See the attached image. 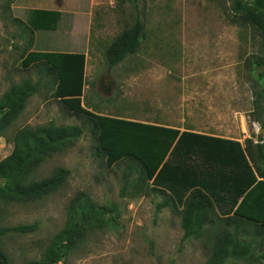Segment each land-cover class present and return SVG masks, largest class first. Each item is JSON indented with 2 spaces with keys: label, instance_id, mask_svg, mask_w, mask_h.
<instances>
[{
  "label": "rangeland",
  "instance_id": "1",
  "mask_svg": "<svg viewBox=\"0 0 264 264\" xmlns=\"http://www.w3.org/2000/svg\"><path fill=\"white\" fill-rule=\"evenodd\" d=\"M63 12L55 30L33 31L28 6ZM229 0H0V98L12 84L42 77V66L23 68L30 50L87 52L83 103L90 110L240 139L262 136L256 108L258 82L247 59L261 52L257 31L231 21ZM140 15L147 36L136 53L110 67L106 50ZM52 84L29 98L25 110L0 137V159L10 154L13 133L24 125H82L52 96ZM1 115V112H0ZM88 129L77 143L46 160L38 178L56 166L70 169L57 192L30 203L0 200V226L37 222L29 233L1 237L10 264L40 259L67 220L74 196L88 193L114 203L118 216L58 264H206L211 244L186 238L181 215L157 211L154 193L122 197L124 163L108 168L95 154ZM244 264V263H241Z\"/></svg>",
  "mask_w": 264,
  "mask_h": 264
},
{
  "label": "trees",
  "instance_id": "2",
  "mask_svg": "<svg viewBox=\"0 0 264 264\" xmlns=\"http://www.w3.org/2000/svg\"><path fill=\"white\" fill-rule=\"evenodd\" d=\"M231 21L253 28L261 37V52L251 55L247 69L258 82L256 108L264 127V0H229ZM63 12L31 9L33 31L55 30ZM147 36L141 16L108 46L110 67L137 52ZM85 52L30 50L23 68L42 66L36 82L12 84L0 98V137L25 110L31 96L52 84V96L67 111L82 117V125L49 121L24 125L10 138L13 149L0 159V200L30 203L62 188L71 171L56 166L38 178L37 169L54 155L73 147L88 129L96 140L95 154L108 168L124 163L122 197L154 193L161 196L157 211L171 207L181 215L185 237L211 244L206 264H264V137L246 145L236 138L182 130L180 127L97 113L83 105L86 84ZM118 216L114 203L100 204L83 191L68 208L67 220L50 239L42 257L24 264H58ZM37 222L0 226V264H10L1 237L29 233Z\"/></svg>",
  "mask_w": 264,
  "mask_h": 264
},
{
  "label": "crops",
  "instance_id": "3",
  "mask_svg": "<svg viewBox=\"0 0 264 264\" xmlns=\"http://www.w3.org/2000/svg\"><path fill=\"white\" fill-rule=\"evenodd\" d=\"M34 8H40V9H53V8H51V6L50 5H39V6H28V9H29V12L31 11V9H34ZM54 10H58V9H54ZM66 52H77V51H66ZM85 53L87 54V52L85 51ZM83 105H84V103H83ZM27 106V105H26ZM85 106V105H84ZM184 129H186V128H184ZM184 129H182V130H184ZM205 133V132H204ZM211 134V133H210ZM214 135H216V134H214ZM218 136H220V135H218ZM223 137H226V136H223ZM228 138H232V137H228ZM237 139V138H236ZM240 140V139H239Z\"/></svg>",
  "mask_w": 264,
  "mask_h": 264
},
{
  "label": "water",
  "instance_id": "4",
  "mask_svg": "<svg viewBox=\"0 0 264 264\" xmlns=\"http://www.w3.org/2000/svg\"><path fill=\"white\" fill-rule=\"evenodd\" d=\"M260 133L264 136V127H261Z\"/></svg>",
  "mask_w": 264,
  "mask_h": 264
}]
</instances>
